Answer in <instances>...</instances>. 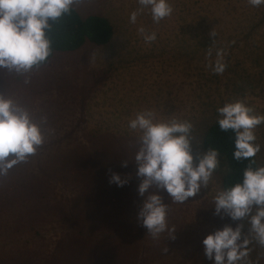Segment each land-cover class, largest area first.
Masks as SVG:
<instances>
[{"label": "rangeland", "instance_id": "obj_1", "mask_svg": "<svg viewBox=\"0 0 264 264\" xmlns=\"http://www.w3.org/2000/svg\"><path fill=\"white\" fill-rule=\"evenodd\" d=\"M170 2L173 14L158 24L147 9L132 24L138 0H78L73 7L81 15L111 20L109 43L56 52L33 70L29 85L0 70V92L25 103L35 118L48 117L45 143L0 177V264H89L96 257L101 264H123L124 256L128 264H214L203 239L242 222L215 214L213 198L225 171L220 158L210 185L185 203L160 190L173 232L154 239L138 218L154 189L138 192V144L128 129L136 112L150 108L163 119L191 120L196 153L205 151L204 132L225 102L245 99L264 114V6L254 8L248 0ZM141 26L157 32L156 41L145 43ZM209 47L213 61L217 49L226 50L223 74L208 67ZM255 131L264 164V124ZM113 173L128 176L127 183L110 182ZM244 226L247 233L246 220ZM83 241L97 244L87 248ZM249 247L250 264H264V247L255 241Z\"/></svg>", "mask_w": 264, "mask_h": 264}, {"label": "clouds", "instance_id": "obj_2", "mask_svg": "<svg viewBox=\"0 0 264 264\" xmlns=\"http://www.w3.org/2000/svg\"><path fill=\"white\" fill-rule=\"evenodd\" d=\"M78 0H0V70L23 78L31 83L35 68L45 64L53 55L50 30L56 21L73 11ZM259 8L264 0H248ZM139 9L129 17L135 24L145 9L150 11L154 23L170 17L173 5L170 0H138ZM138 33L147 44L157 39V32L146 31L141 26ZM215 35V32H213ZM226 50L217 49L214 61L209 47L207 56L215 74L227 68ZM217 123L222 131L231 130L235 135L233 158L248 160L241 181L219 190L214 198L216 215H226L232 221H242L233 227L225 225L208 234L202 241L204 254L214 264H250L249 247L253 241L264 247V164L254 158L261 151L256 129L264 124V114L245 99L227 101L217 108ZM48 117H34L33 111L14 95L0 92V177L7 176L18 164L26 163L45 143L44 126ZM194 125L188 119H163L150 108L135 113L128 121V129L137 138L138 148L134 160L138 165L137 176L142 178L138 187L141 196L148 193L138 218L154 239L170 230L168 204L160 190L166 191L174 203H185L207 188L219 167V150L209 148L193 151ZM54 132V129H49ZM197 146L199 142H196ZM124 160L122 166H127ZM129 177L113 173L110 182L123 186ZM250 225L244 232V221ZM165 252L168 249H164Z\"/></svg>", "mask_w": 264, "mask_h": 264}, {"label": "trees", "instance_id": "obj_3", "mask_svg": "<svg viewBox=\"0 0 264 264\" xmlns=\"http://www.w3.org/2000/svg\"><path fill=\"white\" fill-rule=\"evenodd\" d=\"M50 35L53 39V55L48 61L41 65H47L56 52H73L82 48L87 42H92L96 45H105L109 43L114 35V26L107 17L100 14H90L83 16L73 7V11L63 16L59 21L53 24L50 30ZM234 133L229 130L222 131L217 123V120L212 122L204 132L202 147L207 150L209 148H216L219 150V158L225 164V171L222 176V187H227L242 180L243 171L247 167L248 160H236L233 158L234 152ZM257 164H261L257 155L254 158ZM72 236L69 235V238ZM74 242V240H71ZM96 242H82V246L87 248H94ZM91 246V247H89ZM39 252H36V255ZM96 255V253H94ZM96 260V261H95ZM122 260V259H121ZM101 264L100 259L91 258L89 264ZM123 264L125 256L123 257Z\"/></svg>", "mask_w": 264, "mask_h": 264}]
</instances>
